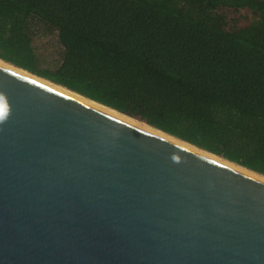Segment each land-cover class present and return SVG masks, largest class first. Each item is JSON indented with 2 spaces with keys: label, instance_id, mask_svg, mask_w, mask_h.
Segmentation results:
<instances>
[{
  "label": "water",
  "instance_id": "obj_1",
  "mask_svg": "<svg viewBox=\"0 0 264 264\" xmlns=\"http://www.w3.org/2000/svg\"><path fill=\"white\" fill-rule=\"evenodd\" d=\"M0 95V264H264V183L2 64Z\"/></svg>",
  "mask_w": 264,
  "mask_h": 264
},
{
  "label": "trees",
  "instance_id": "obj_2",
  "mask_svg": "<svg viewBox=\"0 0 264 264\" xmlns=\"http://www.w3.org/2000/svg\"><path fill=\"white\" fill-rule=\"evenodd\" d=\"M0 60L264 176V0H0Z\"/></svg>",
  "mask_w": 264,
  "mask_h": 264
},
{
  "label": "bare ground",
  "instance_id": "obj_3",
  "mask_svg": "<svg viewBox=\"0 0 264 264\" xmlns=\"http://www.w3.org/2000/svg\"><path fill=\"white\" fill-rule=\"evenodd\" d=\"M0 64L5 65V66H7V67H9V68H11V69L23 74V75H25L27 77H30V78H32V79L44 84L45 86L57 91L58 93H60V94H62L64 96H67V97H69V98H71V99H73V100H75V101H77L79 103H82V104H84V105H86L88 107H91V108H93L95 110H98V111H100L102 113H105V114H107V115H109V116H111L113 118L119 119V120H121V121H123V122H125L127 124H130V125L138 128V129H140V130H143V131H145L147 133H150V134H152L154 136L162 138V139H164L166 141H169V142H171V143H173L175 145H178V146H180V147H182L184 149H187V150H189V151H191L193 153H196V154H198V155H200L202 157H205V158H207L209 160L217 162V163H219L221 165H224V166H226V167H228L230 169H233L236 172L242 173V174H244V175H246V176H248L250 178H253L255 180H258V181L264 183V177L259 175V174L251 172L249 170H246V169H244V168H242L240 166H237V165H235V164H233L231 162H228L227 160H224V159H222L220 157L214 156V155H212V154H210L208 152L199 150L198 148H196L194 146H191L190 144H187V143L181 142L179 140H176V139H174V138H172L170 136H167V135L163 134L160 131L155 130L154 128H152L150 126H147L146 124H144V123H142L140 121L132 120V119H129V118L125 117V116H122V115H120L119 113H117L115 111H112V110H110V109H108L106 107H103V106H101L99 104H96V103H94V102H92V101H90V100H88V99H86V98H84V97H82L80 95L74 94L73 92H70L69 90H66L63 87L56 86L55 84H51V83L47 82L44 79L38 78L37 76L35 77V76H33V75H31V74H29V73H27L25 71H22V70H20L18 68H14V67L10 66L9 64L3 63L1 61H0Z\"/></svg>",
  "mask_w": 264,
  "mask_h": 264
},
{
  "label": "rangeland",
  "instance_id": "obj_4",
  "mask_svg": "<svg viewBox=\"0 0 264 264\" xmlns=\"http://www.w3.org/2000/svg\"><path fill=\"white\" fill-rule=\"evenodd\" d=\"M221 24L226 28H239L244 26L251 19L248 11L223 10L220 12Z\"/></svg>",
  "mask_w": 264,
  "mask_h": 264
},
{
  "label": "clouds",
  "instance_id": "obj_5",
  "mask_svg": "<svg viewBox=\"0 0 264 264\" xmlns=\"http://www.w3.org/2000/svg\"><path fill=\"white\" fill-rule=\"evenodd\" d=\"M8 115L9 106L7 104L6 98L3 95H0V124L6 122Z\"/></svg>",
  "mask_w": 264,
  "mask_h": 264
}]
</instances>
